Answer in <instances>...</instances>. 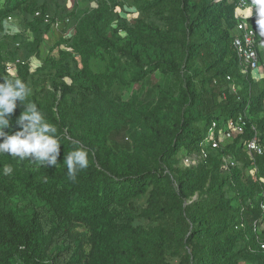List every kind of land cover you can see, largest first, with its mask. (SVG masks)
Returning a JSON list of instances; mask_svg holds the SVG:
<instances>
[{"label": "trees", "instance_id": "trees-1", "mask_svg": "<svg viewBox=\"0 0 264 264\" xmlns=\"http://www.w3.org/2000/svg\"><path fill=\"white\" fill-rule=\"evenodd\" d=\"M235 7L0 0V83L24 81L61 143L57 167L0 155L14 169L0 175V264H264L253 230L264 152L246 148L258 132L264 149V78L240 72ZM8 18L20 32L6 34ZM18 59L14 78L6 67ZM23 111L17 101L6 132ZM239 115L243 134L184 164ZM77 147L89 167L72 181L63 162ZM229 156L239 164L225 169Z\"/></svg>", "mask_w": 264, "mask_h": 264}, {"label": "clouds", "instance_id": "clouds-1", "mask_svg": "<svg viewBox=\"0 0 264 264\" xmlns=\"http://www.w3.org/2000/svg\"><path fill=\"white\" fill-rule=\"evenodd\" d=\"M76 1L77 0H67L68 5L70 7H72ZM253 13H255V17H256V21H255L256 23L254 21L253 23L255 24V27L257 28L256 37L258 41V47L264 48V0H244L243 8L239 6V0H236V7L234 10V15H236V17L239 19L238 24L240 22V18L237 15L243 14L248 19L249 17L253 15ZM45 21L52 23V29L53 28L56 29L53 25L54 22H51L50 19L49 21H47V18H45ZM5 23H9L11 26H16L17 28L16 31L11 32L10 29H8L5 25L6 34L14 35L20 32L19 27H17L15 23H12L11 18H8V20ZM236 34H237V28H236ZM234 39H233V46H234ZM259 48H258V53H259ZM259 57H260V54H259ZM20 60L21 59L11 60L10 62L17 61L18 63ZM32 62L35 65V67L38 66L36 65V62H37L36 60L33 59ZM260 64L263 65L264 67V64L261 63V60H260ZM239 68H240V64H239ZM243 75H248V74H243ZM251 76L255 81H259L263 79L264 78V68L262 71L261 78L255 79L252 74ZM235 86L240 87L238 85H235ZM30 95H31V89L21 79H18V78L17 79H4V82L0 83V141H2L0 142V155H8V156H11L13 159L18 158L20 161L28 160L36 164L37 166L57 167L58 157L60 156V145H61V143L58 142V137L56 135L57 127L45 120L44 116L42 115L41 111L38 109L35 103L26 102L27 98ZM17 101H20L22 103V105L24 106V111L16 120V126L19 130L15 131L14 134H11L10 132H6L5 129L10 128V124H11L10 117L14 113V110L17 108ZM240 116H243L245 118L244 115H239L238 117ZM238 117L233 118V119H237ZM227 129H228V124H227V128L222 131H225ZM243 133L235 132L232 138L225 140L223 143H225L228 140L233 139V137L236 134H243ZM256 133L258 134V132ZM218 135L219 134H217V136ZM208 137L209 136H207V138ZM252 138H250L249 140H251ZM248 141L246 142L247 150H248V147H247ZM259 142H260V137H259ZM223 143H221V145ZM208 148H212V147L211 145H207L206 141H204L203 149L207 152ZM263 152H264V149H263ZM258 155H261V154H258ZM229 158L236 161V165L239 164L237 160H235L232 156H229L227 159V162L223 165V168H225L224 166L227 164H228L227 168L231 166H236V165H231L228 162ZM63 163L66 165L68 178L72 181H75L77 178V174L80 171L85 170L89 167V153L83 147L74 148L72 151L68 152L65 155ZM13 172H14V169L11 165H3V167H0V175L11 176ZM250 174L253 178H256V170H254V176L251 172Z\"/></svg>", "mask_w": 264, "mask_h": 264}, {"label": "built area", "instance_id": "built-area-1", "mask_svg": "<svg viewBox=\"0 0 264 264\" xmlns=\"http://www.w3.org/2000/svg\"><path fill=\"white\" fill-rule=\"evenodd\" d=\"M239 6L243 8L244 0H239ZM240 18V22L237 26V34L234 39V47L237 52L239 64H240V71L242 74H252L255 79H259L262 76L263 65L260 64V57L258 53V41H257V28L253 21H256L255 13L251 17L247 19V17L243 14L237 15ZM47 21L49 19L47 18ZM256 23V22H255ZM62 22L56 21L53 23L54 27L57 29L60 27ZM8 28V27H7ZM17 30V29H16ZM14 30V31H16ZM14 32L13 30H10ZM7 71L10 73L11 76L17 77V63L10 62L7 65ZM228 79L231 80L232 77L228 76ZM235 92H238L239 87L233 86ZM246 119L243 116L238 117L237 119H233L228 123V129L222 131L217 136L215 132L210 130L209 137L206 140L207 145H211L213 149H217L221 146L225 140L232 138L233 134L236 133H243L246 127ZM248 150L252 153L262 154L263 148L259 142V136L256 133L251 140L247 143ZM207 157V152L203 150L201 155L192 154L184 159V164L187 166H197L204 158ZM228 162L231 165H236V161L229 158ZM225 168L228 167V164L224 166ZM254 176V170L251 171ZM264 208V203L261 205ZM253 230L257 234L261 235L264 233V221L256 220L253 222ZM262 248L264 249V242H262Z\"/></svg>", "mask_w": 264, "mask_h": 264}, {"label": "rangeland", "instance_id": "rangeland-1", "mask_svg": "<svg viewBox=\"0 0 264 264\" xmlns=\"http://www.w3.org/2000/svg\"><path fill=\"white\" fill-rule=\"evenodd\" d=\"M5 25H6V27H8V29H10V30H16L17 28H16V26H11L9 23H5ZM16 63H17V61H15ZM36 65H39L38 64V62H36Z\"/></svg>", "mask_w": 264, "mask_h": 264}]
</instances>
